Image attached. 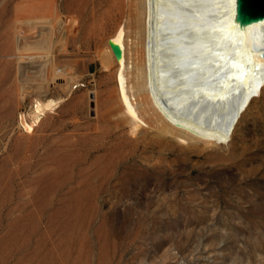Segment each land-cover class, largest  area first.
<instances>
[{
	"label": "rangeland",
	"instance_id": "374dc122",
	"mask_svg": "<svg viewBox=\"0 0 264 264\" xmlns=\"http://www.w3.org/2000/svg\"><path fill=\"white\" fill-rule=\"evenodd\" d=\"M58 3L0 0V264H264V93L229 145L183 143L145 106L135 131L101 61L143 9ZM39 98L62 102L26 131Z\"/></svg>",
	"mask_w": 264,
	"mask_h": 264
},
{
	"label": "bare ground",
	"instance_id": "6f19581e",
	"mask_svg": "<svg viewBox=\"0 0 264 264\" xmlns=\"http://www.w3.org/2000/svg\"><path fill=\"white\" fill-rule=\"evenodd\" d=\"M58 1L51 0L55 15ZM235 1L132 0L135 17L140 9L145 14L143 28L132 36L119 25L101 62L106 71L116 68L118 96L135 131L146 123L145 106L163 133L183 143L208 148L232 142L253 100L264 93V20L233 27ZM114 5L82 0L64 12L106 18ZM39 99L34 117L28 114L32 121L22 123L26 131L62 102Z\"/></svg>",
	"mask_w": 264,
	"mask_h": 264
},
{
	"label": "water",
	"instance_id": "95a60500",
	"mask_svg": "<svg viewBox=\"0 0 264 264\" xmlns=\"http://www.w3.org/2000/svg\"><path fill=\"white\" fill-rule=\"evenodd\" d=\"M234 10L233 27L251 25L264 20V0H236ZM91 97L95 98L93 95ZM92 103L94 105V102Z\"/></svg>",
	"mask_w": 264,
	"mask_h": 264
},
{
	"label": "built area",
	"instance_id": "2783aa9c",
	"mask_svg": "<svg viewBox=\"0 0 264 264\" xmlns=\"http://www.w3.org/2000/svg\"><path fill=\"white\" fill-rule=\"evenodd\" d=\"M23 121H24V119L22 118V120H21V124L23 123ZM22 127L24 128V130H26V128L24 127V124H23Z\"/></svg>",
	"mask_w": 264,
	"mask_h": 264
}]
</instances>
